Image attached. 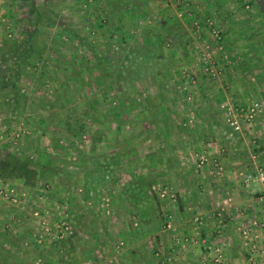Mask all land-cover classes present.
<instances>
[{
	"label": "rangeland",
	"instance_id": "1",
	"mask_svg": "<svg viewBox=\"0 0 264 264\" xmlns=\"http://www.w3.org/2000/svg\"><path fill=\"white\" fill-rule=\"evenodd\" d=\"M254 1L0 0V148L46 164L49 174L35 188L0 177V187L16 193L15 200L0 197V264H116L114 256L127 257L123 233L130 230L156 247L150 248L154 264L197 257L194 247L206 237L214 242L193 264H224L229 231L256 259L261 238L246 242L239 231L254 217L244 219L241 211L254 208L240 185L221 186L228 178L222 166L236 159L235 146L249 144L241 151L250 163L246 152L254 153V141L264 138V109L253 122L242 120L240 131L228 114L240 102H264L258 89L248 96L230 78L251 64L257 77L264 73V0ZM104 18L107 27L96 29ZM63 26L74 32L65 41L58 36ZM30 53L40 62L34 65ZM103 56L123 70L121 81L104 77L101 66L78 77L79 62L90 67ZM109 86L131 99L127 109L102 93ZM66 116L90 121L84 143L65 134ZM113 153L120 162L101 202L84 200L86 160ZM133 178L148 194L139 206L124 193ZM240 178L235 174L236 184ZM196 216L203 217L201 226ZM61 224L70 227L64 239L56 237ZM159 237L174 250L161 252Z\"/></svg>",
	"mask_w": 264,
	"mask_h": 264
},
{
	"label": "trees",
	"instance_id": "2",
	"mask_svg": "<svg viewBox=\"0 0 264 264\" xmlns=\"http://www.w3.org/2000/svg\"><path fill=\"white\" fill-rule=\"evenodd\" d=\"M252 3L255 4V1L252 0ZM107 25H108V21L104 18L101 19L100 21H97L94 27H96V29H103V28L105 29ZM73 33L74 32L72 30H69L67 27L63 26V29L61 33L58 34V36L62 41H65L66 37L69 38L72 37ZM118 42H120V40H118ZM17 56L19 55L17 54L13 57L16 58ZM28 57L29 60L32 61L36 60L35 62H33L34 65L39 63L40 62L39 60L41 59V58L36 59V57L33 58V54L31 53L29 54ZM145 57L149 58L147 55H145ZM48 63L49 61L44 59L42 67L45 68L47 66L46 64ZM79 64H80V70L77 73L78 77L82 76L86 68H89V70L92 69L93 71V69H95L98 66L102 67V73L104 77L108 79L116 78L121 81L124 76L123 70L121 69L116 70L114 63L112 62L110 57L107 56H103L99 60H95L93 65L90 63L91 64L90 67L88 66L89 64L83 62H79ZM1 69L3 68L1 67ZM2 71L3 70H0V78H1L0 88H1V84H3ZM9 83L10 84L8 88L11 89L10 94H14V89L16 87L15 81L12 80ZM8 88L6 87L2 89L7 90ZM102 93L105 94L106 96L113 97L116 101H121L122 106L125 109H127L126 107L128 106V103L131 100L130 98H127L126 100L123 99L120 96V94L116 92V90H112L111 86L103 90ZM97 97L98 96H96V98L94 97V100L97 99ZM13 99H15V96H12V98L8 97V99H6V103L7 102L11 103ZM115 111H116L115 114L119 113L118 108ZM61 121L63 123V129L65 131V134H67V136H69L71 139L74 140V144L75 143L81 144L85 142V136L89 131V127H90L89 126L90 121L88 119L66 116L64 119H61ZM119 162H120L119 158L115 153L105 154L103 158L102 157L98 158L97 156H91L86 160L85 178L83 179V190H82L84 200L93 201L95 203L101 202L102 200L101 195L104 186H106V184L110 181L111 174L114 171L115 167H117ZM43 165L29 158H24L13 151H10L7 148H0V177L21 179L25 186L35 188L39 182L44 180L47 177V175H49L48 169L46 167L47 165L46 164ZM134 179L135 178H133L125 186L126 188L124 193L126 194L127 200L130 201L131 204H134L135 206H139L142 203H144L146 199H148V194L146 193L147 192L146 189L138 181H135ZM58 241L59 240H57L56 243H58Z\"/></svg>",
	"mask_w": 264,
	"mask_h": 264
},
{
	"label": "crops",
	"instance_id": "3",
	"mask_svg": "<svg viewBox=\"0 0 264 264\" xmlns=\"http://www.w3.org/2000/svg\"><path fill=\"white\" fill-rule=\"evenodd\" d=\"M3 15H7V12L4 13ZM9 15H7L8 17ZM14 52L11 53V56H15L17 55V53L19 52V47H15ZM264 53V52H262ZM261 53V54H262ZM264 61V57L263 60ZM259 62V61H258ZM261 62V61H260ZM255 69V65L252 66H244L241 70L236 69L233 70V76L230 77L232 79L233 83H240L243 85V87L246 89V91L244 92L245 94H247L248 96L250 95V93L254 90V89H258V94L260 96L264 97V80H262V75H264V73L260 74V77L255 74L254 72ZM258 71L262 72L261 68H258ZM255 75V78H252V75ZM229 78V79H230ZM254 79H256L257 81H255ZM242 105L243 102H240ZM261 119H263L264 121V115L261 116ZM262 126H264V122H261V127L259 132L261 133V129L263 128ZM252 132H254V129H251ZM256 133H258V131H256ZM264 135V133H262ZM259 135V134H258ZM246 136V135H245ZM264 140V138H263ZM261 138V141H254V144L252 146L253 148V152H246L247 155H249L250 157V163H246L244 158L242 157V151H247L248 149H250L249 144H246L245 146H235L236 148L234 149L236 152V159H234L233 161H228L225 162V164L222 166L223 174H225V176H227L228 178L225 180V182L222 183V188L223 189H231V191L233 190V187H235L236 185H240V189H242L244 191L245 196H243V199H245L244 201H247L246 203L250 206H252V208L255 209V214L252 212L253 210H251V208H245L244 211H241V216H259L258 214L260 213H264V207L262 205V203L259 201L261 197H264V187L263 185H261L259 182L256 181L257 185L256 186H244L241 184V180L239 183V180L236 184L235 182V174H239L241 175V173L244 172H254L258 167L263 166L264 163H260L258 162L257 159L259 158H263L264 160V141ZM246 141V140H245ZM240 143H243L242 141H240ZM241 148L243 149L241 151ZM261 156V157H260ZM241 179V178H240ZM259 184V185H258ZM242 199V198H240ZM254 203V204H253ZM234 210V209H232ZM180 211H183V206L180 207ZM235 212V211H234ZM251 217V218H254ZM172 231V230H171ZM187 231V230H186ZM192 232V229L189 231V233ZM227 232V231H226ZM224 232V234L226 233ZM174 233V231L172 232ZM123 237L124 239H126L127 245H129V247L127 246V249H129V253L127 251L126 254V258H117V256H114L115 258H113V260H115L116 264H154L155 260L154 258L151 256V249L156 248L154 245L152 247V245L150 244H142L141 240H139L141 238V235L137 234V232L135 230H130L128 232L123 233ZM227 234L229 235V239L227 240V244H226V249L228 250V258L226 260V262L224 264H261V251H263L264 249V236L261 237V240H256V242L259 244V247L257 249L258 252V256L256 257L255 260H253V257H250V251H249V247H246L245 245L242 244V242H240V240L236 239V236H232L231 231L227 232ZM226 234V235H227ZM260 239V238H259ZM159 240L163 239L161 237H159ZM123 241V240H121ZM205 243H201L200 247H194L195 248V252L197 257H194L193 253H189V255L187 257L183 258V262H181V264H193L195 261H197L196 259H198V255H200L201 257L207 252V247L211 248V244L214 242L212 240H209L207 237L204 239ZM161 243V252H163V250L167 249V253H169V250H174L172 248L171 245H169L170 243L164 244L165 242H160ZM125 244V242H124ZM257 244V245H258ZM116 244V248H117ZM151 246V247H150ZM74 247V246H73ZM159 248V247H158ZM202 249H205L206 251H202ZM150 253V254H149ZM164 253V252H163ZM162 253V254H163ZM169 260L172 259L171 257H167ZM175 258V257H174ZM153 261V262H152ZM98 264H112V261H104V263H98ZM168 264V263H167Z\"/></svg>",
	"mask_w": 264,
	"mask_h": 264
},
{
	"label": "built area",
	"instance_id": "4",
	"mask_svg": "<svg viewBox=\"0 0 264 264\" xmlns=\"http://www.w3.org/2000/svg\"><path fill=\"white\" fill-rule=\"evenodd\" d=\"M212 23V22H211ZM216 37L218 39L221 38L219 31L216 32ZM264 109V102L263 101H255L250 105H240L237 107H229L228 114H229V121L231 126L233 127L234 131H240L242 128V120H245L248 123H251L255 120L256 116L262 112ZM206 159L202 160L201 164H205ZM219 165L218 163L216 164ZM253 180H258L264 187V165L258 167L254 172H246L241 173V183L244 186H249ZM15 195L13 191L5 190L0 187V197L7 199V200H15ZM164 196V195H163ZM108 202V200H107ZM260 202L264 207V197L260 198ZM105 204H103L104 206ZM109 203H106L108 206ZM194 223L197 226H201L204 221L202 216H196L194 219ZM171 222L168 224L171 227ZM70 231V227L66 224H61L58 226L57 238L64 239L66 235H68ZM241 237L246 241H252L253 238L258 239L264 236V216H256L255 218L251 219L248 224H242L239 227ZM179 240V239H178ZM181 241V239H180ZM120 245H124V242L121 241ZM256 245L252 247L253 251L255 252ZM216 253V261H220L222 257L221 248L219 246L215 247ZM264 254V250L262 251ZM261 264H264V257L261 260Z\"/></svg>",
	"mask_w": 264,
	"mask_h": 264
}]
</instances>
